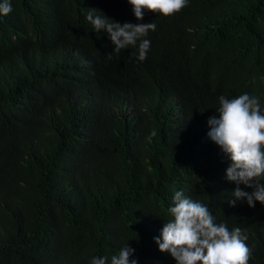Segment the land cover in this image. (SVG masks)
Returning <instances> with one entry per match:
<instances>
[{"label": "trees", "instance_id": "obj_1", "mask_svg": "<svg viewBox=\"0 0 264 264\" xmlns=\"http://www.w3.org/2000/svg\"><path fill=\"white\" fill-rule=\"evenodd\" d=\"M10 2L0 15V264H110L126 243L137 264H176L154 237L181 190L240 227L249 264H264V204H228L237 185L207 123L221 95H255L264 108V0H188L143 20L128 0ZM90 8L154 22L147 58L139 41L114 52Z\"/></svg>", "mask_w": 264, "mask_h": 264}, {"label": "clouds", "instance_id": "obj_2", "mask_svg": "<svg viewBox=\"0 0 264 264\" xmlns=\"http://www.w3.org/2000/svg\"><path fill=\"white\" fill-rule=\"evenodd\" d=\"M128 3L136 19L143 20L145 9L170 16L186 7L188 0H128ZM11 11L10 0H3L0 15ZM86 19L95 32L108 34L114 52L136 46L139 41L138 59L147 58L151 42L144 37L150 30H156L154 22L121 24L96 8H90ZM219 105L218 115L208 117V136L230 159L226 178L237 187L228 204L235 206L237 201H246L249 207H254L256 201L264 204V108L259 97L248 93L231 99L221 95ZM155 134L153 131L152 135ZM241 184L253 190L245 191ZM173 204L169 208L173 219L165 222L161 235L154 240L161 252L171 254L176 264H249L252 249L246 243L248 235L240 227L229 230L226 223H217L207 204L193 200L182 190L174 193ZM134 251L126 243L117 255L111 256L110 264H137L129 259ZM107 261L108 257L91 258V264Z\"/></svg>", "mask_w": 264, "mask_h": 264}]
</instances>
